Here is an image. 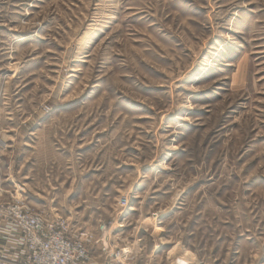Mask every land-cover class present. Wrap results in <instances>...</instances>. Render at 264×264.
<instances>
[{
  "label": "rangeland",
  "instance_id": "374dc122",
  "mask_svg": "<svg viewBox=\"0 0 264 264\" xmlns=\"http://www.w3.org/2000/svg\"><path fill=\"white\" fill-rule=\"evenodd\" d=\"M13 199L133 264H264V0H0Z\"/></svg>",
  "mask_w": 264,
  "mask_h": 264
},
{
  "label": "built area",
  "instance_id": "2783aa9c",
  "mask_svg": "<svg viewBox=\"0 0 264 264\" xmlns=\"http://www.w3.org/2000/svg\"><path fill=\"white\" fill-rule=\"evenodd\" d=\"M127 203L121 199L120 206ZM113 225L101 223L94 241L100 246H88L90 236L72 231L61 217L19 199L0 203V264H133L132 250L111 242Z\"/></svg>",
  "mask_w": 264,
  "mask_h": 264
}]
</instances>
